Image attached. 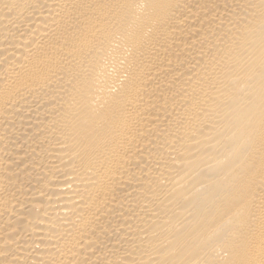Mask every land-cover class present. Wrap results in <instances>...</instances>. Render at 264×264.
<instances>
[{
	"label": "bare ground",
	"instance_id": "bare-ground-1",
	"mask_svg": "<svg viewBox=\"0 0 264 264\" xmlns=\"http://www.w3.org/2000/svg\"><path fill=\"white\" fill-rule=\"evenodd\" d=\"M0 264H264V0H0Z\"/></svg>",
	"mask_w": 264,
	"mask_h": 264
}]
</instances>
